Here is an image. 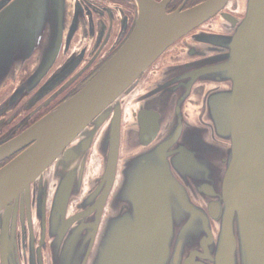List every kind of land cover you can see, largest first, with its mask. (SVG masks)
I'll use <instances>...</instances> for the list:
<instances>
[{"label":"water","instance_id":"1","mask_svg":"<svg viewBox=\"0 0 264 264\" xmlns=\"http://www.w3.org/2000/svg\"><path fill=\"white\" fill-rule=\"evenodd\" d=\"M136 1L132 35L98 74L0 148L2 159L29 146L0 169V215L8 216V203L29 191L75 139L78 144L61 162L87 160L110 117L97 144L102 172L76 212L68 217L82 184H73L67 172L54 195L55 264H88L92 253L90 264H264V0H246V16L226 41L224 56L166 70L135 126L124 130L120 160L122 97L169 47L229 0H207L171 13L167 2ZM42 3L29 1L39 10ZM16 19L8 17L6 30L0 29V86L16 61L30 57L43 41L41 31L32 29L43 17L27 18L23 29ZM27 33L38 35V44L24 42ZM59 37L42 68L55 60ZM204 81L231 83L208 94L205 105L214 133L227 146L211 139L208 126L185 117L194 86ZM10 241L8 235L0 238L2 264H20L16 253H5L12 249Z\"/></svg>","mask_w":264,"mask_h":264},{"label":"flooded vegetation","instance_id":"2","mask_svg":"<svg viewBox=\"0 0 264 264\" xmlns=\"http://www.w3.org/2000/svg\"><path fill=\"white\" fill-rule=\"evenodd\" d=\"M29 1L0 0V29L6 30L8 17H18L15 23L21 29L30 23L27 20L29 17L39 15L45 19L40 25L36 21V25L32 26V29L41 31V47L38 46L25 60L22 57L18 59L16 68L0 86V148L57 109L94 78L130 38L139 15L136 0H43L41 10L33 8ZM156 1L167 2L166 10L171 13L192 8L207 0ZM246 6V0H229L215 16L169 47L142 75L136 88L122 97L120 160L125 157L124 130L135 126L142 104L150 98L147 97L148 93L156 88L166 70H175L179 65L205 58L217 60V57L228 53L225 43L234 35L246 16ZM49 16L52 17V26L48 21ZM49 28L52 30L50 35L46 34ZM59 33L57 56L51 65L49 63L50 66L47 64L42 68V64L54 53L52 43H55ZM38 40V35L27 33L24 36V42L32 46L38 44ZM46 40L52 42L47 45ZM3 54H0V60ZM230 86V82H198L185 106L186 119L191 123L208 126L212 131L211 139L224 146L229 145V142L217 138L212 129L213 125L207 118L205 105L208 94L217 88ZM109 120L110 117L98 130L87 160L84 161L85 156L82 161H72L70 164L61 162L67 155L66 151L78 144L79 138L75 139L44 170L41 177L31 182L29 191L8 203V216L6 211L0 215V238L8 235L12 240V249L5 253H16L20 264H55V254L52 251L54 236L50 224L54 195L62 175L67 172L71 175L73 184H82V195L72 200L68 217L76 212L78 202L91 189V181L102 172L103 159L97 144ZM93 127L94 124H90V128ZM28 147L0 159V169ZM97 242L98 237L96 244ZM1 245L2 243L0 264L1 253H4ZM93 255L94 253L91 254L88 264L91 263Z\"/></svg>","mask_w":264,"mask_h":264}]
</instances>
